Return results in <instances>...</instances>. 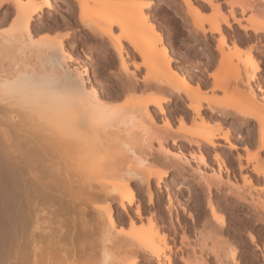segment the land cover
Here are the masks:
<instances>
[{"label": "bare ground", "instance_id": "obj_1", "mask_svg": "<svg viewBox=\"0 0 264 264\" xmlns=\"http://www.w3.org/2000/svg\"><path fill=\"white\" fill-rule=\"evenodd\" d=\"M52 1L0 0V264H205L196 249L211 252L217 224L226 228L211 194L237 180L231 157L245 186L262 183L255 191L264 197V0H180L190 10L189 40L204 47L174 56L149 14L167 0H62L65 20L78 7L82 29L109 45L99 65L121 91L107 98L94 64L67 51L72 34L33 31L56 11ZM90 7L100 11L96 22L86 19ZM3 11L6 21L15 15L11 27L2 28ZM47 25L41 30L60 27ZM232 89L236 99L220 96ZM121 96L123 105L109 102ZM145 148L178 175L196 163L205 176L210 216L194 246L183 217L174 220L169 170L148 169ZM164 190L169 227L152 211Z\"/></svg>", "mask_w": 264, "mask_h": 264}, {"label": "rangeland", "instance_id": "obj_2", "mask_svg": "<svg viewBox=\"0 0 264 264\" xmlns=\"http://www.w3.org/2000/svg\"><path fill=\"white\" fill-rule=\"evenodd\" d=\"M52 3L53 5L56 3V11H51V16H45L43 19L36 21L33 26V31L38 32L36 33L38 35L44 34L48 36V34H50L49 36H51V38L65 37L67 33L72 34L71 36H73V39H75L77 46H71L73 39H65L63 41L67 51L77 58L86 57L88 62L94 64L92 71L93 74L94 71L97 72L96 82L99 85L109 87L107 91L105 90L103 92V97H114L113 95L118 96L117 94L120 90V84H116L112 77L108 76L107 73H103V68L99 65V63L103 60L101 51H106V49L109 48V45H104L102 39L93 38L87 30L82 29L80 24V9L78 7L73 10V19L71 18V20L68 21L65 20V16L68 13L64 10L65 7L63 5V1L56 0V2L52 1ZM58 5L63 6V8H59ZM195 6H197L200 15L203 18L207 19L212 16V10L208 6L201 5L197 2H195ZM189 11L190 10L186 9L180 0H167L165 4L157 5L153 10L149 11V14L151 15V21H153L152 23L156 24L165 40L167 41L168 37L171 38L170 42L167 41L166 44L172 49L173 56L178 55L180 51H183L187 46L191 47L190 50L204 47L203 44H196L188 38L187 32L191 26L189 22L190 20L187 19ZM4 14L5 11H3L1 14V20L5 22L2 28L11 27L15 21V15L11 16L9 21L8 19L6 21L3 19L5 16ZM87 16L86 19L96 22L100 17V11L95 7H90L89 14H87ZM49 22H59L60 27L51 31L41 30V27L44 25L46 26ZM233 26L235 28L238 27L237 24L234 23ZM246 47V45L243 46V48ZM109 59L114 58L109 56ZM71 65L74 67L76 64ZM217 72L218 65L210 69L209 73L207 75L205 74L204 76L209 78L210 74H215ZM229 73L227 74L228 78L226 76L225 77L232 81L234 78L233 70H231ZM261 75L264 76V71L261 73ZM209 89L210 88H207V97L212 98V95L209 93ZM226 95L232 99H236L238 97V94L235 93L233 89L228 92V94H221L220 96L225 97ZM125 100L126 98L121 96L120 98H112L109 100V102L121 106ZM162 124L163 123L160 121L158 128L161 129ZM177 125L178 124L175 123L176 128L178 127ZM215 127H217L216 122H212L210 128L215 129ZM246 131H248L247 127ZM246 131L244 130L243 135L246 134ZM168 143H170L169 147L171 148L169 149L174 153H178V149L172 146L171 140H168ZM243 147L244 145L241 146L240 152L245 154ZM147 152H149L147 148L142 150V154L145 155L149 161H151V163H149L147 166L148 169H154L158 171H162V169L169 170L170 176L167 179V185L170 189V195L174 201V220H176L177 213L183 217L184 220L181 221L182 229L188 231V237H190L189 241L194 246L195 244L199 243L197 235L203 231L202 225L205 219L209 218L210 216L208 205L209 195L203 186L205 181L203 177L205 176L198 173L196 163H191V166H186L185 170H183V172L178 175L175 173L173 168L169 167L164 155L158 154L156 151H150L149 153ZM183 153L188 157L187 151H183ZM231 160L236 167L234 171L237 175V180L233 181L236 185H229V183H226L227 185H223L222 191L220 193H218L217 190L213 188L211 194V197H213L215 200L216 197L220 196L218 197L220 198L219 201L221 202V209L219 213L220 215H223L226 220V228H223L217 224L218 228L216 232L213 233L212 239L208 241L210 246L208 249L211 250V252H208L207 249L200 252L199 248H197L196 257L200 260H203V262L205 261V264H264V197H259L255 191V189L257 190L262 187V183H258L253 180V188H251V186H245L237 170V164L234 161V158L231 157ZM209 164L217 168V165L214 163L212 158L209 160ZM202 170L207 173L210 172V170H207L206 168H202ZM223 177L225 179L224 181L226 182V174H224ZM231 179L233 180V177H231ZM133 185L136 186V183H133ZM139 196L144 199L145 202H147L144 192H141ZM168 197L169 194L166 190L158 193L155 200V207L152 208V211L155 212V220L162 225L163 219L167 227L170 226L169 211L167 210V206L169 204ZM97 204L102 206V201H98ZM131 212H134V208ZM190 214L195 216L197 221L196 226L190 220ZM91 215L93 216L94 214L91 213ZM124 217L126 219V216ZM125 227L128 228L126 225ZM182 229L179 230L181 234L183 233ZM252 236L255 238L254 242L251 239ZM177 241L178 245H180V238H177ZM212 244L214 247H212ZM201 253H203V256ZM190 254L192 253L190 252ZM178 263L183 264L182 262Z\"/></svg>", "mask_w": 264, "mask_h": 264}]
</instances>
